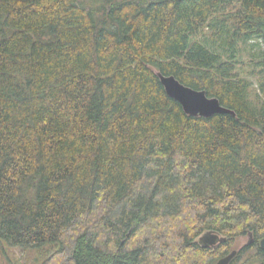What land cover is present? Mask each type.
Returning <instances> with one entry per match:
<instances>
[{"label":"trees","instance_id":"obj_1","mask_svg":"<svg viewBox=\"0 0 264 264\" xmlns=\"http://www.w3.org/2000/svg\"><path fill=\"white\" fill-rule=\"evenodd\" d=\"M158 71L236 115L186 114ZM262 238L264 0H0V242L41 264H264Z\"/></svg>","mask_w":264,"mask_h":264},{"label":"water","instance_id":"obj_2","mask_svg":"<svg viewBox=\"0 0 264 264\" xmlns=\"http://www.w3.org/2000/svg\"><path fill=\"white\" fill-rule=\"evenodd\" d=\"M157 75L163 84L166 93L178 101L186 114L194 117H211L215 114H231L236 112L221 104L217 97H210L206 90H198L182 83L174 75H165L161 71ZM249 240L244 245H250L254 242L252 232L248 233ZM204 247L216 248L219 244L227 241V237L220 232L206 230L196 239ZM242 245V246H244ZM260 246L264 249V238L260 240ZM238 253V249L232 250L228 255L220 258L216 264H230Z\"/></svg>","mask_w":264,"mask_h":264},{"label":"rangeland","instance_id":"obj_3","mask_svg":"<svg viewBox=\"0 0 264 264\" xmlns=\"http://www.w3.org/2000/svg\"><path fill=\"white\" fill-rule=\"evenodd\" d=\"M87 2L97 11L102 8L103 0H87ZM248 240L249 235L240 237L234 247L240 248L242 245L247 243ZM44 255L35 251H29L24 254L21 253L19 248L11 247L4 242H0V260L5 264H41L44 259ZM214 264H216V262Z\"/></svg>","mask_w":264,"mask_h":264},{"label":"bare ground","instance_id":"obj_4","mask_svg":"<svg viewBox=\"0 0 264 264\" xmlns=\"http://www.w3.org/2000/svg\"><path fill=\"white\" fill-rule=\"evenodd\" d=\"M248 264V263H247Z\"/></svg>","mask_w":264,"mask_h":264}]
</instances>
